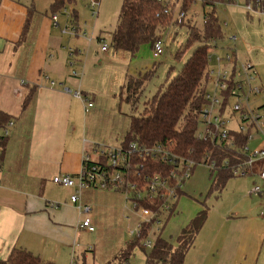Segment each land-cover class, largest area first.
Instances as JSON below:
<instances>
[{
  "label": "crops",
  "instance_id": "1",
  "mask_svg": "<svg viewBox=\"0 0 264 264\" xmlns=\"http://www.w3.org/2000/svg\"><path fill=\"white\" fill-rule=\"evenodd\" d=\"M55 2L0 0V111L14 122L0 159V260H6L14 249H25L52 264H68L72 253L74 260L81 238L96 235L99 227H104L101 199H125V194L111 192L113 189H86L81 203L91 208L95 232L90 233L78 229L86 215L81 218L77 204L71 202L75 189L52 182L55 176L80 175L85 158L96 162L100 158L98 149L107 151L97 129L103 105L97 94L90 97V91L83 89L86 71L82 79L79 67L86 33L82 34L77 13L71 17L72 12L65 6L71 0L62 3L69 16L63 7L54 12ZM54 15H58L57 24ZM247 15L252 22L250 28L257 26L264 32V15ZM225 25L229 28L228 23ZM68 27L77 33L64 34ZM256 36L250 38V49L244 57L237 43L235 47L238 60L251 62L260 76L258 85L263 94L257 106L262 110L264 39ZM108 53V49L102 51L103 57ZM96 60L98 65L103 62L100 56ZM127 75L125 70L121 86ZM28 96L33 101L23 107ZM88 103L93 107L86 110ZM250 147L263 149L264 139ZM210 171L197 167L185 183L181 198L186 201L183 206L178 203L174 217L188 214V219L179 225L175 222L176 230H182L202 210L196 199H203L209 191ZM227 183L220 197L228 209L213 212L190 250L202 255L200 264H247L258 249L264 251V197L250 193L262 182L251 174L246 178L235 176ZM190 255L186 258L189 264L193 262Z\"/></svg>",
  "mask_w": 264,
  "mask_h": 264
},
{
  "label": "trees",
  "instance_id": "2",
  "mask_svg": "<svg viewBox=\"0 0 264 264\" xmlns=\"http://www.w3.org/2000/svg\"><path fill=\"white\" fill-rule=\"evenodd\" d=\"M62 3L63 0H56L52 6L53 11L61 9ZM201 3L204 7L210 6L212 12L205 16L203 31H198L190 23L186 24L189 28V39L186 45L194 43H200V45L187 59L182 72L171 78L166 86L145 102L141 113L138 112V105L150 73L140 74L137 77L127 75L120 89L121 100L130 104L133 110L130 116V128L121 146L122 152H126L131 144H136L139 148L147 147L150 151L142 158L136 156L132 166L134 170L140 171V176L134 177L131 174L129 180L137 181L138 190H144V196L139 202L140 207L151 210L156 216L151 223H142L139 237L127 244L117 255L118 264H130L134 249L142 248L143 242L147 240L152 230L162 228V225H166L174 217L180 198L184 195L185 181L181 182L182 187H178L177 180L170 176L177 171L181 162L194 161L196 166L215 164L216 171H210L212 184L205 195L206 198H210L215 194L221 196L227 182L236 176L235 171L241 169L248 161L246 148L250 143L249 131L241 133L232 130L229 132L228 139H217L213 142L200 141L196 138V134L202 128L200 115L202 106L210 90L209 78H207L210 68L208 56L215 50L225 48L219 45V42L226 40V34L217 16L218 7L235 2L233 0H201ZM121 5L119 21L111 35V45L116 52H127L135 57L143 45H149L153 49L154 44L164 38L171 26L181 27L185 24L184 20L178 22L174 18V8L168 16L163 15V6L156 0H122ZM192 5V2L186 1L184 11ZM75 14L76 12H73L71 17ZM27 26L28 24L25 29ZM226 98L227 104L230 98L228 96ZM25 99L23 107H27L33 101L30 96ZM11 120L8 114L0 111V129H3ZM99 157L96 162L89 161L88 168L91 169L97 165L106 167L108 158ZM154 177H159L166 182L165 186H158L156 194L149 191V183ZM121 189L126 191V188L116 190L121 191ZM166 189H174L173 197L169 199L168 211L163 208L165 200L158 198L159 194ZM129 192L134 199L136 191ZM202 206V210L182 229L175 246L161 237L154 244L152 243L150 252H145V264H185L187 254L194 247L196 238L209 218L206 202ZM160 232L159 230L158 233ZM0 264L52 263L44 261L28 250L14 249L6 260H0Z\"/></svg>",
  "mask_w": 264,
  "mask_h": 264
},
{
  "label": "rangeland",
  "instance_id": "3",
  "mask_svg": "<svg viewBox=\"0 0 264 264\" xmlns=\"http://www.w3.org/2000/svg\"><path fill=\"white\" fill-rule=\"evenodd\" d=\"M235 1V4L220 5L218 7L217 16L220 18L224 26L223 32L226 34V40L219 42V45L225 48L232 47L228 39L231 36V31L236 32L238 34L236 36L238 38V52L244 57L245 52L250 49V38H252V36L256 38V35H258V37L264 39V32L257 26H252L250 28L249 25H251L252 22L245 10L248 1ZM48 2L49 0H45L46 4ZM121 4L122 0H101V8L97 19L92 17L85 0H73L70 4L65 5L69 11L77 13L82 34L84 32L86 33V36L82 37L83 43L80 49L83 56L79 67L82 71H80L82 73V79L86 71L83 89L90 91V97H94V95L97 94L99 98L98 102L103 105V113L101 114V119L98 120L99 126L97 129L101 131L102 134L100 133V136L105 140V145L103 146L107 145V149H120L124 142V137L130 128V116L133 110L130 104L121 100L120 96L121 79L125 70L132 76L150 73L148 81H146L141 93L140 103L138 105V112L141 113L144 103L154 97L160 89L166 86L171 78L182 72L185 62L200 45V43L186 45L189 39V28L186 24L190 23V25L194 26L198 31H203L205 16L212 12V8L210 6L204 7L201 0H197L194 6L188 7L184 17L185 24L181 27L171 26L169 31L164 35L165 54L159 59H153L152 49L149 45H143L135 57L127 52L122 53L114 51L111 45V35L119 21L118 17L122 7ZM250 16L255 18L261 15ZM227 23L229 24V28L225 26ZM101 38L105 40L103 41L109 47V53L104 57L101 51L102 43L98 40ZM98 56L102 57L103 62L101 65L97 64L96 57ZM241 61H244V59ZM100 73L105 79H100ZM255 99L256 98L252 100L251 107L263 116L262 120L264 121V109L262 108L261 110L257 106L259 97L257 102ZM230 122V130L237 131L239 122L236 118L233 117ZM250 135L254 138L256 137L254 142H259L264 139L263 136L260 137L256 135V129H252ZM252 142L251 140L248 145L249 147L253 145L254 142ZM251 150L253 149L251 148ZM94 159L97 160V158ZM199 167L206 166L203 165ZM99 191L110 193L109 190ZM111 192L118 193L122 196L125 194L122 189L121 191L113 189ZM204 196L203 199L196 200L201 203L202 208V205L206 202V206L209 208V217L213 212L217 214L222 210L228 209L227 203L224 202V199L222 200L220 195L218 196L215 194L210 196V198ZM184 201H186V199L181 198L179 202L180 205L182 204L183 206ZM101 204L103 205L102 217L105 223L104 227H99L96 235H85L81 238L80 244L75 250V258L72 261V253L70 259L67 261L68 264H118L116 257L119 252L122 251L127 244H130V242L139 237L138 225L141 222L140 212L135 211L130 202H127L125 199L122 202L120 198L114 200V196H111L107 198V200H105V198L101 199ZM129 214H133V216ZM187 216L188 214H184L180 217L171 218L166 225H162V228L152 230L147 240L154 244L157 239L161 237L175 246L177 237L180 235V231H182L176 230L175 222L176 224L179 222L182 223L183 221L181 220H187ZM129 217L132 219H130L131 221L128 223L127 219ZM159 230L161 231L160 233H158ZM150 250L151 249H145L144 251L143 246L142 248H135L130 259V264H145V252L148 253ZM190 253V258H193V262L190 264H200L202 255L197 254V252H189L187 256ZM250 258L247 264H264V251L258 249ZM185 264L189 263L186 261Z\"/></svg>",
  "mask_w": 264,
  "mask_h": 264
},
{
  "label": "built area",
  "instance_id": "4",
  "mask_svg": "<svg viewBox=\"0 0 264 264\" xmlns=\"http://www.w3.org/2000/svg\"><path fill=\"white\" fill-rule=\"evenodd\" d=\"M92 17L97 18L100 6V0H85ZM163 6L162 14L168 16L174 8V18L178 22L184 20L185 13L183 7L186 1L196 4L197 0H156ZM179 10V11H178ZM245 10L251 15H264V0H249L245 6ZM178 11V14H177ZM64 13L69 16L68 11L65 9ZM58 15L53 16V21L57 24ZM226 26V25H225ZM227 27V26H226ZM169 31V30H168ZM64 34L75 35L77 32L75 28L68 27L63 30ZM228 41L232 44V47L215 50L208 56V63L210 68L208 70L209 88L206 95L205 104L201 110V129L196 134V138L200 141L211 140L212 142L217 139L226 140L230 130V121L232 118H236L239 122L238 132L247 133L249 131L250 141L254 137L250 135L252 129H256V135L264 137V121L263 117L259 115L255 109L251 107V102L254 98H257L263 94L258 82L260 76L255 66L248 61L241 62L238 60L236 53V43L238 38L235 35L229 37ZM102 51H107L108 46L102 40ZM164 39L157 41L152 49L153 59H159L165 54ZM232 92V93H231ZM231 93V96L229 97ZM227 94V95H226ZM230 98L226 104L227 97ZM80 97V94H77ZM93 104L88 103L87 108H92ZM14 122L11 120L6 123L3 129H0V159L3 156L5 142L11 135ZM98 149L99 156L108 158L106 167L99 165L88 168V158H85L83 163L82 173L76 177L70 175L55 176L52 182L58 186L65 188H74L75 193L71 197V202L77 204L80 217H83L78 227L79 230L87 231L90 233L95 232V228L92 223V217L90 216L91 208L81 203L83 192L88 188L95 189H117L126 188L125 200L130 202L135 211L140 212L141 222L138 225V231L140 235V229L142 223H151L155 216L151 210L143 209L140 207V199L144 196V190H138V182L130 181L129 176L132 174L134 177L140 176V171L134 170L132 166L136 156L143 157L145 154H149L147 147L139 148L136 144H131L126 152H122V149L112 148L101 151ZM248 153V161L242 166L241 169L235 171L237 177L246 178L251 174H256L262 186H255L250 193L264 197V148L251 150L248 146L246 148ZM133 157V158H132ZM1 161V160H0ZM194 161H185L177 167V171L171 174V178L176 179V186H181V182L188 181L192 176L195 167L198 165ZM211 171H216L215 164L204 165ZM142 168V166H140ZM112 169V171H111ZM180 171V172H178ZM180 173V178H178ZM184 183V184H185ZM166 182L159 177H154L150 185V192L156 194L158 186H165ZM182 187V186H181ZM180 187V188H181ZM129 191H136L134 199ZM173 190H165L159 194L158 198L164 199L163 208L165 210L170 209L169 199L173 197ZM264 210V207H263ZM143 249H152V242L145 240L142 244Z\"/></svg>",
  "mask_w": 264,
  "mask_h": 264
}]
</instances>
